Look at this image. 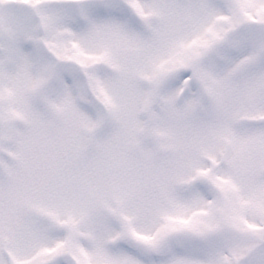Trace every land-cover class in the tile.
<instances>
[{"label":"snow or ice","instance_id":"snow-or-ice-1","mask_svg":"<svg viewBox=\"0 0 264 264\" xmlns=\"http://www.w3.org/2000/svg\"><path fill=\"white\" fill-rule=\"evenodd\" d=\"M0 264H264V0H0Z\"/></svg>","mask_w":264,"mask_h":264}]
</instances>
